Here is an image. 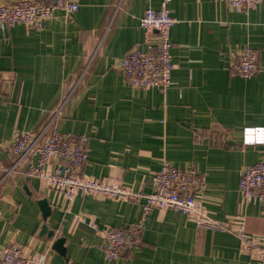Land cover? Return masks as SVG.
I'll use <instances>...</instances> for the list:
<instances>
[{"label":"crops","instance_id":"crops-1","mask_svg":"<svg viewBox=\"0 0 264 264\" xmlns=\"http://www.w3.org/2000/svg\"><path fill=\"white\" fill-rule=\"evenodd\" d=\"M15 0H0L1 3ZM67 17L56 12L44 29L0 27V163L12 164L13 133L39 131L62 94H71L62 133L89 139L83 174L116 179L149 192L166 160L205 179L204 205L227 224L244 216L245 232L264 238V204L243 209L240 171L264 157V144L244 146L242 132L264 129V74L230 71L246 48L264 66V0L255 11H233L222 0H171L174 85L136 90L118 69L127 51L144 50L140 19L161 0H78ZM2 75H11L3 79ZM3 172L1 173V175ZM44 191V190H43ZM36 178L13 174L0 184V246L17 244L33 255L51 248L37 200L47 198L46 224L65 237L66 257L49 264H108L95 229L124 228L143 215L140 204L78 196L65 203L43 192ZM113 264H258L229 231L202 229L173 210L152 211L134 252Z\"/></svg>","mask_w":264,"mask_h":264},{"label":"built area","instance_id":"built-area-1","mask_svg":"<svg viewBox=\"0 0 264 264\" xmlns=\"http://www.w3.org/2000/svg\"><path fill=\"white\" fill-rule=\"evenodd\" d=\"M170 1L161 0L159 8L145 11L140 19L144 50L133 47L119 61L118 69L133 89L156 87L167 91L174 85L171 30L176 20L169 10ZM222 1L235 12L255 11L262 2ZM79 8L78 0L7 1L0 4V27L20 24L42 30L54 13L60 11L70 17ZM230 71L244 79L264 74L258 51L246 48L238 52L232 59ZM70 100L71 94H62L39 131L16 130L13 133L8 145L12 164L5 168L0 163V184L9 176L18 174L36 178L42 191L53 193L65 203H72L78 196H90L142 205V217L127 227L95 229L102 239L101 250L108 264L115 263L122 253L134 252L139 247L146 217L155 210L177 211L202 229L229 231L239 238L242 249L255 256L258 264H264V238L256 239L245 232L243 215L227 224L217 223L210 217L203 200L207 185L195 169L182 170L165 160L161 169L151 175L148 193L134 191L116 179H95L83 174L88 160L89 139L62 133L58 126ZM242 143L244 146L264 144V129L244 130ZM239 191L243 209L250 204H264V157L240 171ZM51 253L50 247L29 255L19 245L0 246V264H49Z\"/></svg>","mask_w":264,"mask_h":264},{"label":"water","instance_id":"water-1","mask_svg":"<svg viewBox=\"0 0 264 264\" xmlns=\"http://www.w3.org/2000/svg\"><path fill=\"white\" fill-rule=\"evenodd\" d=\"M11 75H2L3 79H11ZM1 79V76H0ZM37 205L41 211L42 218L44 221L41 236H46L48 240L52 242L51 250L57 252L62 257H66V247H65V237H56V232L54 230H49L46 222L48 218L52 215V206L47 198H42L37 200Z\"/></svg>","mask_w":264,"mask_h":264},{"label":"trees","instance_id":"trees-1","mask_svg":"<svg viewBox=\"0 0 264 264\" xmlns=\"http://www.w3.org/2000/svg\"><path fill=\"white\" fill-rule=\"evenodd\" d=\"M58 101H59V100H58ZM69 102H70V101H69ZM57 103H58V102H57ZM68 104H69V103H68ZM56 105H57V104H56ZM56 105H55V106H56ZM51 111H52V110H51ZM51 111H50V112H51ZM49 116H50V113H49ZM48 118H49V117H48ZM48 118H47V120H48ZM47 120H46V121H47ZM46 121H45V123H46ZM45 123H44V124H45ZM44 124H43V125H44ZM43 125H42V126H43ZM40 129H41V128H40ZM40 129H39V130H40Z\"/></svg>","mask_w":264,"mask_h":264},{"label":"rangeland","instance_id":"rangeland-1","mask_svg":"<svg viewBox=\"0 0 264 264\" xmlns=\"http://www.w3.org/2000/svg\"><path fill=\"white\" fill-rule=\"evenodd\" d=\"M13 245H17V244H13ZM9 246H12V245H9ZM25 251V250H24Z\"/></svg>","mask_w":264,"mask_h":264}]
</instances>
